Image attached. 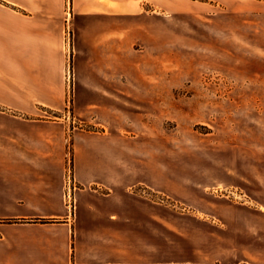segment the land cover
I'll return each mask as SVG.
<instances>
[{"label":"crops","instance_id":"obj_1","mask_svg":"<svg viewBox=\"0 0 264 264\" xmlns=\"http://www.w3.org/2000/svg\"><path fill=\"white\" fill-rule=\"evenodd\" d=\"M220 4L257 15L263 6L0 0V264H264V199L249 191L257 205H213L202 192L166 190L158 160L143 157L141 129L126 119L128 100H158L151 79L128 81V51L136 42L158 48L160 15L184 19ZM66 101L73 123L93 127L72 131L71 212L69 113L62 124L37 115Z\"/></svg>","mask_w":264,"mask_h":264},{"label":"rangeland","instance_id":"obj_2","mask_svg":"<svg viewBox=\"0 0 264 264\" xmlns=\"http://www.w3.org/2000/svg\"><path fill=\"white\" fill-rule=\"evenodd\" d=\"M247 1L263 3L260 15L232 13L222 4L184 19L160 15L158 48L136 42L127 53L128 81L157 83V101L125 104L127 121L141 129L143 157L158 160L166 190L202 192L206 204L257 205L251 192L264 199V0ZM65 76L69 82L71 71ZM71 110L66 101L58 112H37L60 124L69 113L70 161L72 131L93 130L73 123Z\"/></svg>","mask_w":264,"mask_h":264},{"label":"built area","instance_id":"obj_3","mask_svg":"<svg viewBox=\"0 0 264 264\" xmlns=\"http://www.w3.org/2000/svg\"><path fill=\"white\" fill-rule=\"evenodd\" d=\"M69 78V76H67ZM75 189V184L72 179V173H71V161L67 160V167H66V176L64 180V204L66 208L71 212L73 208V191ZM161 201H164L163 199H160Z\"/></svg>","mask_w":264,"mask_h":264}]
</instances>
